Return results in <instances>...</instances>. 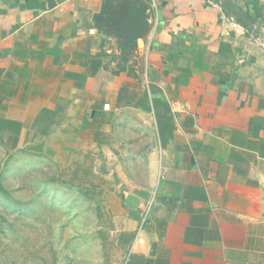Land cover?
<instances>
[{
    "label": "crops",
    "instance_id": "obj_1",
    "mask_svg": "<svg viewBox=\"0 0 264 264\" xmlns=\"http://www.w3.org/2000/svg\"><path fill=\"white\" fill-rule=\"evenodd\" d=\"M0 0V144L99 190L124 264H264V0ZM124 57V58H123Z\"/></svg>",
    "mask_w": 264,
    "mask_h": 264
},
{
    "label": "rangeland",
    "instance_id": "obj_2",
    "mask_svg": "<svg viewBox=\"0 0 264 264\" xmlns=\"http://www.w3.org/2000/svg\"><path fill=\"white\" fill-rule=\"evenodd\" d=\"M102 193L61 178L50 157L0 144V264H124Z\"/></svg>",
    "mask_w": 264,
    "mask_h": 264
},
{
    "label": "trees",
    "instance_id": "obj_3",
    "mask_svg": "<svg viewBox=\"0 0 264 264\" xmlns=\"http://www.w3.org/2000/svg\"><path fill=\"white\" fill-rule=\"evenodd\" d=\"M94 20L99 31L116 38L124 54L137 46L150 27L148 6L142 0H102Z\"/></svg>",
    "mask_w": 264,
    "mask_h": 264
}]
</instances>
